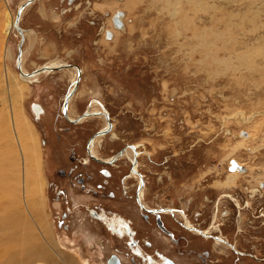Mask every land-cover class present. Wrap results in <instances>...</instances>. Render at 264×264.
Returning a JSON list of instances; mask_svg holds the SVG:
<instances>
[{"label":"rangeland","instance_id":"1","mask_svg":"<svg viewBox=\"0 0 264 264\" xmlns=\"http://www.w3.org/2000/svg\"><path fill=\"white\" fill-rule=\"evenodd\" d=\"M26 1L0 0V109L8 114L12 101L28 139L39 144L44 184L34 209H41L42 218L48 213L51 232L45 240L40 237L46 253H51L48 264H106L112 254L123 264H138L122 241L91 219L80 203L130 214L140 239L154 233L133 217L128 201L133 203L132 198L110 203L106 196L101 201L100 195H80L74 177L78 170L68 175L77 164L70 161L72 151L85 153L90 134L107 121L99 117L103 111L87 115L97 118L82 123L65 119L62 107L76 83L74 70L78 87L67 110L76 118L96 98L113 127L111 133L117 135L114 140L103 136L95 146L101 159L136 143L148 152L140 156L146 203L184 210L194 225L204 206L209 214L214 211L217 199L206 201L208 192L241 190L251 205L241 210L242 231L235 234L224 226L222 231L240 249L264 256V215L255 210L257 205L264 207V0ZM22 4L18 26L24 42L19 47L16 29L5 34V13L15 19ZM117 12H122V28L112 21ZM107 30L112 32L110 39ZM52 62L71 66L31 73ZM23 83L20 95L16 89ZM34 103L45 115L33 112ZM4 128L1 142L13 149L0 174L6 192L0 197V264L6 259L4 249L19 263L16 254L21 249L12 245L23 241L27 247L33 233L42 234L26 204L32 208L35 179L22 165L33 166L34 154L20 149L12 124ZM232 161L244 168L243 173L234 169L227 175ZM92 164L95 170L104 163ZM125 164L108 166L116 182ZM225 177L224 183L233 186L216 184ZM135 182L130 181L131 195ZM218 203L225 208L226 201ZM261 211L264 214V208ZM35 220L39 224L38 214ZM218 221L231 224L226 218ZM243 263L264 264L249 257Z\"/></svg>","mask_w":264,"mask_h":264},{"label":"flooded vegetation","instance_id":"2","mask_svg":"<svg viewBox=\"0 0 264 264\" xmlns=\"http://www.w3.org/2000/svg\"><path fill=\"white\" fill-rule=\"evenodd\" d=\"M21 14L22 12L20 13V16ZM56 63H50L51 67H58L55 65ZM76 77L77 73L74 70L72 80H76ZM77 87L78 83L76 85L75 83H72L68 89V91L72 92L70 94L71 96L65 100L66 102L64 101L62 107L63 114L65 108V119L68 121L76 119L77 121L72 123H82L86 120L97 118H88L87 116L92 102L98 106V109H96L97 111H103V114L106 113L99 100L94 98L86 106L83 111L84 113L80 112V114H76V118L72 117V113L69 117L68 112L66 111L67 105L69 108V104L75 95ZM68 100L70 102H68ZM32 110L36 115H45L43 107L39 104L34 103L32 105ZM101 117L104 118L105 115L104 117ZM106 127H108L107 121L104 122L101 129ZM112 128L113 127H111L109 133L107 132L108 135H105L106 133L102 134L100 140L94 143L93 139L95 138V135L98 134H90L85 153L81 154L72 151L73 155H70V161L75 160L77 164L69 169L68 175H71L75 169L78 170L74 177L80 195L91 194L93 197H98L100 195L101 201L104 200V196H106L110 203H113L115 200L122 202L125 199L132 198L133 203H131L130 200L128 201L129 205L132 206L131 210L133 212V217L138 219L139 223L143 225L141 227L147 232L153 230L154 233L149 234L150 237L139 238L138 230L134 226V219L130 214L127 215V213H124L123 211H117L112 208V206L111 208H106L98 204L93 206L86 204L85 206L84 203H80V206L85 208L91 219L94 218L98 221L101 227H103L114 239L122 241L123 246L131 255L132 262L138 264H244L243 259L246 257H249L254 262H264V256L260 257L255 253H251L252 251L248 252L240 249L237 246L236 241H230L222 231L223 226L224 229L232 228L233 231H235V234H239L242 231L238 225L240 224L241 210L244 207H251V205L243 199L244 194L241 190L234 191V194L226 192L221 193L216 190L208 192V196L205 197L206 201L213 202L214 199H217L214 211L209 214V208L204 206V211L195 215V220L200 219L196 225L190 222V219L184 210L175 207H162L160 205L152 207L146 203L144 198L146 183L144 175L140 170V156L142 153L148 154L147 151L142 152L143 150L140 146L133 143L129 145L136 146L135 150L138 151V153L132 157L124 155L123 150L125 149L126 152L128 145L117 150L108 158L101 159L98 157L95 151V146L103 141L102 137L109 136L112 140L117 138V135L113 136L111 134ZM96 161L104 164L94 170L92 162L96 163ZM118 162L126 164L125 168L120 170L118 182H116L114 180L115 177L108 166H116ZM238 170L239 171L236 172L240 174V172L243 173L244 168H238ZM229 173L234 172L229 171L227 172V175ZM99 177H101V181H97ZM226 177L222 181H218L216 184L222 187L233 186L232 184L234 183L230 185L224 183ZM132 180H136L133 184V195L129 193L132 185L130 184V181ZM160 181H162V179H160ZM108 186L111 188L108 189ZM251 191L252 195H254V190ZM245 193H247V190ZM223 200L226 201V203H222L223 207H225L224 209L220 208V204L218 203ZM262 208L264 207H258L257 205L255 210L260 212V215L263 216L264 214L261 211ZM65 216L66 213L63 212L62 218ZM258 216L259 215H257V217ZM191 217L194 219V216L191 215ZM219 218H226L231 224H224L223 222L218 221ZM181 258L186 262L179 261ZM106 264H123V262L122 260L120 261L116 254H112L107 258Z\"/></svg>","mask_w":264,"mask_h":264},{"label":"bare ground","instance_id":"3","mask_svg":"<svg viewBox=\"0 0 264 264\" xmlns=\"http://www.w3.org/2000/svg\"><path fill=\"white\" fill-rule=\"evenodd\" d=\"M5 16H6V18H5V34L8 37L11 34V32L15 29V19H14L13 15L9 11H7L5 13ZM28 33L29 32H27V34H26L27 37L29 35ZM21 38H22V40H21V46H22V44L24 42L23 34H20V39ZM21 56H22V50H21ZM21 64H22V62H21ZM23 71H25V70H23ZM33 75L36 76L37 73L35 72ZM74 83H75V81H74ZM77 83H75V85ZM24 88H25L24 83L22 85L18 86V88L16 89L17 93L20 94V95H23ZM95 105H96L95 103L93 105H91V108H90V111H89L88 115H90V114H92L94 112H97V110H95L96 108H93V106L95 107ZM13 109H14V105H12V101H11V104L9 105V108H8V114H7V112H5L2 109H0V174L3 172V164H4L5 160L8 157V153H10L11 150L13 149L12 146H10L9 144L7 146L6 142H1L2 132H4V130H5L4 126L9 123V124H12V127H13V129H14V131L16 133L17 137L15 138V140H16L17 144L20 145V149H25L26 148L27 152L31 150L33 152V154H34V157H35V159L33 161V166L31 164H28V163H23L22 165H23L25 171H29L30 176L31 175L34 176V179H35V192H34V196L32 198V208L30 207V204H28L27 202H26V204H27L28 208L31 210V215L33 216V221H35L34 224L36 223V225L38 226L39 230H41L40 233H42V234H40L41 236H39V234L38 233L36 234V232L34 231L35 233H33V240H31L30 245L27 246V247H24L22 245L23 241L20 242L19 240H18L19 242H15L12 245V247H18V249H21V250H18L20 252V255L16 254V257H17V260H18L19 263L12 262V257L14 256L13 255L14 253L7 252L4 249L3 257H6V259H3V263L2 264H36V262H39V261L42 262L40 264H48V262H49L48 258L51 256V253H50V251L48 253H46V250L43 247L44 246V242H42V240H41V238L42 239L44 238V240L46 239V237H45L46 234L49 235V231H50L49 228L50 227L48 226L47 218H46L48 213L43 215V218L45 220V222H44L43 218H42V215L39 214L41 212V209L38 210V211H36L34 209V201H37V198L41 197L42 185L44 184L42 176H41V173H40V148H39L38 142L34 141L32 143V141L28 139L30 134L26 130L27 128H25L21 124L20 120L19 121L17 120V117L14 115ZM17 111H18V114L21 113V111L23 112V110H20V109H18ZM67 112H69V114H72L68 110H67ZM100 115L104 117L105 114L104 115L100 114ZM100 115H99V117H101ZM20 116L21 117L23 116V119L28 124V121L26 120V118L24 116V113H21ZM111 134L113 136H116L114 133H111ZM100 135H102V134L95 135V138L93 139V143L96 140H98V138L101 137ZM132 147H133V149H132ZM132 147L131 146L127 147L126 148V152H125V149H124L123 150L124 151V155H126L128 157H132V156H134V154L136 155L138 153V151H136L134 149V146H132ZM132 150H133V152H132ZM236 171H239V170L236 169ZM232 178L233 179H231V181H235L236 176H234ZM5 195H6V192H5V188H4V181H3V178L1 176V178H0V197H3ZM44 211H45V209H44ZM45 213H46V211H45ZM36 214H38L39 224L35 220V215ZM23 228L24 227H20V229H23ZM22 232H23V230H22ZM0 260H2V258H0Z\"/></svg>","mask_w":264,"mask_h":264},{"label":"water","instance_id":"4","mask_svg":"<svg viewBox=\"0 0 264 264\" xmlns=\"http://www.w3.org/2000/svg\"><path fill=\"white\" fill-rule=\"evenodd\" d=\"M32 0H28V1H26V3L25 4H27V3H29V2H31ZM25 4H22V5H20V7L18 8V10H17V13H16V17H15V29L19 32V34H21L22 33V30H21V28L18 26V20H19V16H20V13H21V11H22V9L24 8V6H25ZM122 15V12H117L113 17H112V21H113V24H114V26L116 27V28H122V26H123V23L121 22V20H120V18H119V16H121ZM105 35H106V38L107 39H110L111 37H112V32L110 31V30H107L106 31V33H105ZM21 40H22V38H21ZM21 46V43H19V47ZM18 55H20V50H19V53H18ZM71 65H64V66H58V67H54V68H52V67H43V68H40V69H36V70H34V71H32L31 73H33V72H39V71H45V70H48V71H54V70H60V69H63V68H66V67H70ZM77 67V66H76ZM30 73V74H31ZM79 73V72H78ZM79 81V76H77V78H76V83ZM70 94H71V92H69L66 96H65V100L70 96ZM66 102V101H65ZM64 105V104H63ZM64 114H65V108H64ZM105 117H106V119H107V121H108V116H107V114L105 113ZM75 121H77L76 119H74V120H72V122H75ZM110 129H111V125H110V122L108 121V127H106V128H104V129H100V130H98L97 132H96V134H104V133H107V132H109L110 131ZM241 169V167L236 163V162H234V161H232L231 162V166H230V170L231 171H233L234 169Z\"/></svg>","mask_w":264,"mask_h":264}]
</instances>
